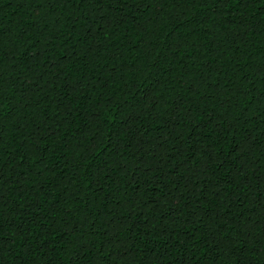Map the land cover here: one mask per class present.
I'll return each instance as SVG.
<instances>
[{
    "label": "trees",
    "instance_id": "16d2710c",
    "mask_svg": "<svg viewBox=\"0 0 264 264\" xmlns=\"http://www.w3.org/2000/svg\"><path fill=\"white\" fill-rule=\"evenodd\" d=\"M38 4L0 0V39L5 51L18 49L2 69L6 82L0 113L13 111L0 131L5 158L21 145L30 157L26 167L38 155L45 157L43 167L49 170L23 204L38 200L40 216L48 213L47 219L32 220L34 210L26 224L33 234L39 228L46 247L41 256V245L21 244L17 238L0 264H223V249L213 250L212 237L236 238L241 228V236L250 235L252 241L246 264H262L260 3L253 0L248 8L238 5L227 14L203 2L186 6L174 0H50L37 9ZM221 102L229 112L217 124L235 119L238 132L204 139L201 133L219 131L209 124L190 135L189 110L199 108L208 119L225 111L218 107ZM37 132L39 138H33ZM248 137L255 144L244 158L250 166L242 170L250 178L248 190L225 192L216 201L210 186L207 200L192 203L205 183L235 171L239 164L231 145ZM221 153L231 157L222 169ZM206 168L217 169L218 175L212 177ZM14 187L9 183L5 194L15 198ZM226 197L230 204L224 203ZM186 199L191 206L181 211ZM216 209L225 219H217ZM164 230L167 235H161ZM49 231L50 237L44 235Z\"/></svg>",
    "mask_w": 264,
    "mask_h": 264
},
{
    "label": "snow or ice",
    "instance_id": "6c2138e0",
    "mask_svg": "<svg viewBox=\"0 0 264 264\" xmlns=\"http://www.w3.org/2000/svg\"><path fill=\"white\" fill-rule=\"evenodd\" d=\"M99 2L103 3L105 2V0H99ZM174 2H176L177 4H184L186 6L203 2L207 7L213 8L216 11L224 10L225 14H227L230 8L232 10H238V5L240 8H248L249 4L253 2V0H211V2H209V0H174ZM256 2H259L260 8L264 9V0H256ZM23 3L24 0H21V4ZM46 3L50 5V0H40V4L37 5V9H39ZM189 20L191 21V18H189ZM231 22L232 21H229V23ZM218 26L219 25H217V27ZM5 48L6 46L4 45L3 40L0 39V105L3 104V100L5 99V97L3 96V87L6 81L5 73L4 71H2L3 65L5 63V58H7L8 61H14L15 53L16 51H18V49H16L15 47L11 48L8 51H5ZM153 67H155V65H153ZM261 70L264 71V69ZM156 84H159L158 79L156 81ZM11 86L17 87L18 85L16 81H11ZM229 91L231 90L229 89ZM147 95L150 96L151 91H149ZM23 99L25 101V106L27 107L28 105L26 103V98ZM204 99L207 101L213 99V97L205 96ZM179 103H183V101H179ZM236 106L238 105H233V107ZM218 107L225 108V102H221ZM12 111L13 110L10 109L7 113H0V125H2L3 120L12 118ZM177 111H179V109H177ZM228 112L229 110L225 108V111L223 113H220L215 117H209L208 119H205V114H201L199 108H197L195 112L190 109L186 117V119L192 121L190 127V135L192 133H195L201 126L207 128L209 124L213 125V129L219 127V131L216 132L213 130L207 132L206 134L201 133V135L204 136V139L214 138L218 135H225V138H227L229 133L238 132L235 119L229 118L225 123L217 124L218 121H225V117L226 115H228ZM236 117H240V113H236ZM25 119H27V117H25ZM244 123H248V121L244 120ZM50 134L55 135V133ZM117 135L119 136L120 134L117 133ZM39 136L40 133L37 132L36 136L33 138H39ZM3 139L4 137L2 131H0V258H2L3 254L9 250L11 243L14 242L17 238H21L19 240L21 244L31 241V244L41 245L40 255L42 256L44 254V247H46V244L42 243V237L39 235V228L37 229V233L33 234L31 227H26V224H30V220L28 218L30 217V213H32L34 210L36 211L35 215L31 216L32 220L47 219L48 213H45L42 217L40 216L38 211V209L40 208V203L38 200H34L33 203L28 204H23V200L29 194L37 191L41 175L49 169L43 167V162L45 159L43 154L38 155L37 159L33 161L32 165H28L26 167L25 165L30 157L25 155L22 145L20 148H17L15 154L9 153L8 157L5 158L6 146L3 144ZM184 139H189V137H184ZM250 139L251 137H248L243 142L233 140V143L231 145V155L236 157V161L234 163H238L239 166L231 174L227 172L225 173V175L228 177L227 179L221 177L215 182L209 181L208 183H205L203 185V191L201 192L200 197L193 200L192 203L199 204L201 199L207 200V196L204 195V193H208L210 186L216 189L215 192L210 193L215 197L216 201H218L219 197L225 192L229 193L230 195H235L236 192H246L248 190L247 185L249 184L250 178L248 177V174L246 172L242 175V170L250 166L244 158L251 155L252 150L255 148L254 143H248ZM244 144L248 145L247 150L243 147ZM125 147H128V144H125ZM36 151L40 152L38 145ZM189 151H192L191 147L189 148ZM117 152H119V149H117ZM217 152L220 153V150L217 149ZM17 156H20V159H17ZM97 156H99V153H97ZM221 156V164L218 166V168L222 169V166H224V164H227L231 157L223 156L222 153ZM193 160H195V155L190 158L189 163H191ZM208 163L209 165H211V160H209ZM33 165H35L36 167H33ZM182 166L183 163L179 165V167ZM51 170L55 171V169ZM121 170L123 171L124 168H121ZM209 170L212 177H216L218 175L217 169H205V171ZM99 171L102 172L103 169L101 168ZM150 171L155 173L159 171V169L153 168L150 169ZM197 171H199V169H197ZM30 177L32 179H30ZM107 177L108 173H104L103 178ZM193 178L195 179V176ZM97 179L100 180L102 179V177L98 175ZM170 182L171 181H169V183ZM9 183L15 184V187L12 189L13 193L15 194V198L5 194L4 190ZM137 183L139 184L138 179ZM224 185H228L229 187H224ZM165 187H167V184L165 185ZM40 190L42 191L43 189ZM254 191L255 190H253V192ZM168 195H171L170 191L168 192ZM245 200H247V197H245ZM224 203L230 204V201L227 197L225 198ZM22 204L23 207L21 206ZM54 206L55 204H53V207ZM190 206L191 205L189 204V200L186 199L184 200L183 207L180 210L183 211L184 208H188ZM206 215L208 217H211L213 215V212H206ZM216 215L218 220L225 219V216L220 211V209H216ZM229 215H231V213H229ZM229 222L232 221L230 220ZM113 223H115V221H113ZM224 230L226 229L222 227L221 231ZM242 231V228L237 230L235 234L236 238H231V236H229L225 237L223 240H220L216 235L212 237V240L215 242V248L213 250L217 251L223 249L222 254L225 255L223 264H228V261H231L233 256L238 257V259L236 260V264H246L245 254L249 251L248 246L252 243V241L250 235L246 234L242 237ZM167 234L168 233L166 230L161 232V235ZM44 235L50 237L52 233L51 231H49ZM27 251H32L31 246L27 249ZM16 255H19V253H16ZM257 255L259 256L260 254L257 253ZM216 259L219 260L220 257L217 256ZM261 261L262 264H264V257L261 258ZM71 264H75V260L71 261ZM247 264H254V262L248 261Z\"/></svg>",
    "mask_w": 264,
    "mask_h": 264
}]
</instances>
